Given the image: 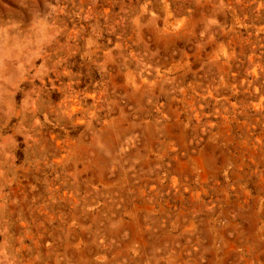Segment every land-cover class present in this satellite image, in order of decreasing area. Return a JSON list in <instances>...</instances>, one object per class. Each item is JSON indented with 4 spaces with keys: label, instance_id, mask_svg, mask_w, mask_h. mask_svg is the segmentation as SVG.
I'll use <instances>...</instances> for the list:
<instances>
[{
    "label": "rangeland",
    "instance_id": "374dc122",
    "mask_svg": "<svg viewBox=\"0 0 264 264\" xmlns=\"http://www.w3.org/2000/svg\"><path fill=\"white\" fill-rule=\"evenodd\" d=\"M0 264H264V0H0Z\"/></svg>",
    "mask_w": 264,
    "mask_h": 264
}]
</instances>
